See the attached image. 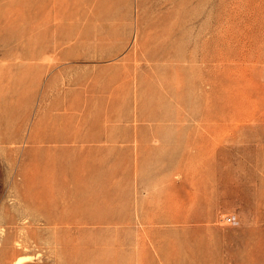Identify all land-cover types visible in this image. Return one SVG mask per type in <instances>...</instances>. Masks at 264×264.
<instances>
[{
    "label": "rangeland",
    "instance_id": "rangeland-1",
    "mask_svg": "<svg viewBox=\"0 0 264 264\" xmlns=\"http://www.w3.org/2000/svg\"><path fill=\"white\" fill-rule=\"evenodd\" d=\"M21 257L264 264V0H0V264Z\"/></svg>",
    "mask_w": 264,
    "mask_h": 264
},
{
    "label": "bare ground",
    "instance_id": "bare-ground-1",
    "mask_svg": "<svg viewBox=\"0 0 264 264\" xmlns=\"http://www.w3.org/2000/svg\"><path fill=\"white\" fill-rule=\"evenodd\" d=\"M24 261H25V257H21L18 260H16L14 264H22Z\"/></svg>",
    "mask_w": 264,
    "mask_h": 264
},
{
    "label": "built area",
    "instance_id": "built-area-1",
    "mask_svg": "<svg viewBox=\"0 0 264 264\" xmlns=\"http://www.w3.org/2000/svg\"><path fill=\"white\" fill-rule=\"evenodd\" d=\"M230 221H231V219H230Z\"/></svg>",
    "mask_w": 264,
    "mask_h": 264
}]
</instances>
